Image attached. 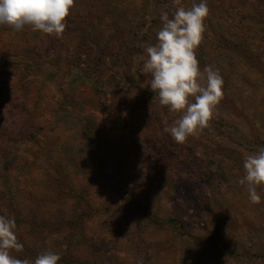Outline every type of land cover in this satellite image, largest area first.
Instances as JSON below:
<instances>
[{
    "label": "rangeland",
    "instance_id": "374dc122",
    "mask_svg": "<svg viewBox=\"0 0 264 264\" xmlns=\"http://www.w3.org/2000/svg\"><path fill=\"white\" fill-rule=\"evenodd\" d=\"M94 4L77 0L60 37L0 26V215L15 218L24 246L11 254L264 264V185L253 204L238 183L244 155L264 147V0H207L196 56L219 70L229 98L183 144L164 131L181 114L159 104L141 72L161 14L177 5Z\"/></svg>",
    "mask_w": 264,
    "mask_h": 264
},
{
    "label": "clouds",
    "instance_id": "9594fccd",
    "mask_svg": "<svg viewBox=\"0 0 264 264\" xmlns=\"http://www.w3.org/2000/svg\"><path fill=\"white\" fill-rule=\"evenodd\" d=\"M173 3L177 7L171 18L168 12L161 14L157 43L145 47L141 72L151 74L150 88L158 93L159 104L181 114L164 131L176 143L183 144L188 137L198 136L209 126L223 97L224 82L219 70L211 65L201 71L196 56L209 14L207 0L187 8L181 0H173ZM74 5L75 0H0V26L7 25L14 31L30 26L33 31L60 37L67 28L66 18ZM243 168L245 175L238 183L247 184L249 201L258 204L261 196L257 186L264 185V147L256 153L245 154ZM16 228L14 217L0 215V264H58L61 255L50 249L34 260L12 255L13 251H23L24 247L17 238Z\"/></svg>",
    "mask_w": 264,
    "mask_h": 264
},
{
    "label": "trees",
    "instance_id": "16d2710c",
    "mask_svg": "<svg viewBox=\"0 0 264 264\" xmlns=\"http://www.w3.org/2000/svg\"><path fill=\"white\" fill-rule=\"evenodd\" d=\"M94 2H96V4H94V6L95 5H97L99 2H101L102 0H93ZM104 1V0H103ZM110 1V0H109ZM229 1H231V0H229ZM75 2H77V0H75ZM107 2V6L110 4V2H108V1H106ZM85 5V4H84ZM256 15H259V14H262V11L260 10V7L259 8H256ZM132 31V32H131ZM131 33H133V28L132 27H130V29H129V32H128V36H132V34ZM134 34V33H133ZM135 38V36L133 37V39ZM225 41H227V39L225 40ZM243 51H245L244 49H243ZM245 56L248 58V57H250L249 55H246L245 54ZM199 64H200V66L201 67H205L203 64H202V62H200L199 61ZM254 64V63H253ZM252 64V65H253ZM254 66V65H253ZM223 91V97H222V99L224 100V99H226V98H229V96H224V93H225V91L224 90H222ZM172 119L174 120L175 119V117H172ZM195 161V159H193L192 160V162H194ZM214 175V173L212 172V171H210V173H209V180H211L212 179V176ZM229 175L230 174H227V172H225V171H222L221 172V176H220V178L221 179H223V180H225V181H228L229 179H230V177H229ZM216 186H218V185H216ZM214 192H215V190H214ZM177 220V218H175L174 216H171L170 218H169V220H168V222H175ZM186 234V232L185 231H182V233H180V235H183V234ZM70 263V262H69Z\"/></svg>",
    "mask_w": 264,
    "mask_h": 264
}]
</instances>
